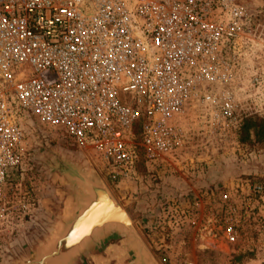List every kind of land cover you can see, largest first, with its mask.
I'll list each match as a JSON object with an SVG mask.
<instances>
[{"label":"built area","instance_id":"obj_1","mask_svg":"<svg viewBox=\"0 0 264 264\" xmlns=\"http://www.w3.org/2000/svg\"><path fill=\"white\" fill-rule=\"evenodd\" d=\"M247 12L245 0H0V234L31 206L7 193L31 119L120 180L135 177L139 149L174 158L192 108L230 118L224 57Z\"/></svg>","mask_w":264,"mask_h":264},{"label":"rangeland","instance_id":"obj_2","mask_svg":"<svg viewBox=\"0 0 264 264\" xmlns=\"http://www.w3.org/2000/svg\"><path fill=\"white\" fill-rule=\"evenodd\" d=\"M261 3L264 0H245L249 15L243 32L224 57L227 78L222 88L232 97L233 115L212 119L201 108H192L183 122V148L171 160L149 161L141 151L135 177L111 179L63 131L57 133L31 119L27 131L32 141L30 158L20 170L9 173L7 185L8 194L22 196L31 206L13 229L0 234V264H13L30 254L51 232L63 207L57 190L67 191V186L53 181L51 167L59 157L83 163L105 181L156 264H264ZM43 198L53 201L47 212ZM118 240L111 235L93 254H103L108 244ZM74 264L93 263L83 255Z\"/></svg>","mask_w":264,"mask_h":264},{"label":"water","instance_id":"obj_3","mask_svg":"<svg viewBox=\"0 0 264 264\" xmlns=\"http://www.w3.org/2000/svg\"><path fill=\"white\" fill-rule=\"evenodd\" d=\"M51 169L53 181L67 186V191L57 190L63 207L49 235L13 264H74L83 255L93 264H156L132 218L103 179L68 157H59ZM88 224L91 227L83 232ZM113 234L118 242L108 244L103 254H93Z\"/></svg>","mask_w":264,"mask_h":264},{"label":"crops","instance_id":"obj_4","mask_svg":"<svg viewBox=\"0 0 264 264\" xmlns=\"http://www.w3.org/2000/svg\"><path fill=\"white\" fill-rule=\"evenodd\" d=\"M51 202H53L52 200H49L48 198H43V200L41 201V203H42V205H43V210H44V212H47V210H48V205H49V203H51ZM45 217H47V216H45ZM43 225H45L44 223H43ZM44 228H45V226H44ZM43 228V229H44ZM48 231V230H47ZM47 233V232H46ZM16 252H17V250H16ZM16 254V258L18 257L17 256V253H15Z\"/></svg>","mask_w":264,"mask_h":264},{"label":"trees","instance_id":"obj_5","mask_svg":"<svg viewBox=\"0 0 264 264\" xmlns=\"http://www.w3.org/2000/svg\"><path fill=\"white\" fill-rule=\"evenodd\" d=\"M139 131H140V124H138L136 126V134H137V136H138ZM141 151H143V150L142 149H139L138 159H137V162H136V168H137L138 164L140 163V160L142 159V152Z\"/></svg>","mask_w":264,"mask_h":264},{"label":"bare ground","instance_id":"obj_6","mask_svg":"<svg viewBox=\"0 0 264 264\" xmlns=\"http://www.w3.org/2000/svg\"><path fill=\"white\" fill-rule=\"evenodd\" d=\"M238 42H239V40L237 41V43ZM90 227L91 226L88 224L87 226H85L84 230H82V231L87 233V231L89 230ZM80 233H82V232H80Z\"/></svg>","mask_w":264,"mask_h":264}]
</instances>
